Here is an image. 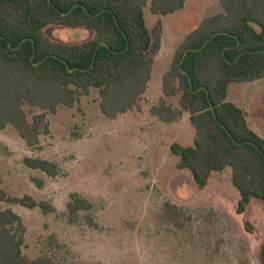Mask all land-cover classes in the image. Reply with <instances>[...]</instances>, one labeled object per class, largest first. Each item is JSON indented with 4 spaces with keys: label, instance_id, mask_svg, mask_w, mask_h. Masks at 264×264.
Masks as SVG:
<instances>
[{
    "label": "trees",
    "instance_id": "trees-1",
    "mask_svg": "<svg viewBox=\"0 0 264 264\" xmlns=\"http://www.w3.org/2000/svg\"><path fill=\"white\" fill-rule=\"evenodd\" d=\"M218 1L221 12L202 21L176 48L150 115L171 125L188 114L193 143L171 144L169 151L178 159L175 169L189 172L199 191L214 173L230 169L240 216L252 200L264 204V139L248 126L245 111L227 101V93L232 83L264 78V0ZM185 2L0 0V131L10 126L26 147L38 148L48 131L46 114L29 119L23 107L55 114L60 106L72 109L92 89L108 119L139 110L163 34L160 22L148 29L144 8L167 16L182 10ZM50 26L85 29L92 38L78 44L53 42L43 33ZM212 36L201 51L189 52L181 62L184 52L200 49ZM23 164L51 178L59 175L58 166L44 159L26 157ZM0 201L37 208L44 215L53 211L49 203L30 196L7 198L0 191ZM163 208L173 223L183 216L173 204ZM90 209L87 201L71 195V222ZM245 230L252 232L249 222ZM25 231L17 214L0 211V264H55L47 257L30 260L23 255Z\"/></svg>",
    "mask_w": 264,
    "mask_h": 264
},
{
    "label": "rangeland",
    "instance_id": "rangeland-1",
    "mask_svg": "<svg viewBox=\"0 0 264 264\" xmlns=\"http://www.w3.org/2000/svg\"><path fill=\"white\" fill-rule=\"evenodd\" d=\"M219 12L218 0H186L182 10L167 16L144 8L148 29L160 22L163 34L139 110L108 119L92 89L72 109L60 106L55 114L23 107L29 119L46 114L48 131L38 148L26 147L10 126L0 131V191L7 198L30 196L53 208L44 215L37 208L0 201V211L12 210L25 225L26 258L47 257L55 264H261L264 204L252 200L244 215L235 213L238 193L230 169L214 173L207 188L197 190L189 172L175 169L178 159L169 151L173 143L192 145L188 114L171 125L150 115L178 45ZM43 33L62 44L92 38L85 29L57 26ZM227 101L245 108L257 125L264 111V78L230 84ZM171 102L176 105L177 98ZM26 157L55 163L59 175L51 178L27 168ZM73 194L91 209L71 222L67 204ZM166 203L183 212L179 221H169Z\"/></svg>",
    "mask_w": 264,
    "mask_h": 264
},
{
    "label": "crops",
    "instance_id": "crops-1",
    "mask_svg": "<svg viewBox=\"0 0 264 264\" xmlns=\"http://www.w3.org/2000/svg\"><path fill=\"white\" fill-rule=\"evenodd\" d=\"M256 101V99H254ZM258 107V106H257ZM241 109V108H240ZM243 111H245L247 117H246V120H247V123H248V126L257 134L259 135L261 138L264 139V111L262 114H260V117H259V122L257 121V125L255 124L254 120L250 117H249V114H248V111L245 109V108H242ZM261 124V126H259V124ZM238 198H236V205H237V202H238Z\"/></svg>",
    "mask_w": 264,
    "mask_h": 264
},
{
    "label": "water",
    "instance_id": "water-1",
    "mask_svg": "<svg viewBox=\"0 0 264 264\" xmlns=\"http://www.w3.org/2000/svg\"><path fill=\"white\" fill-rule=\"evenodd\" d=\"M74 8H72L73 10ZM214 38V36H212L200 49L198 50H187L186 52H184L183 56H182V59H181V62H183V60L185 59L186 55L189 53V52H198V51H201L212 39ZM22 44V43H21ZM101 45H105V44H101ZM190 87H191V80H190ZM258 258L261 262V264H264V244L261 246L260 250H259V253H258Z\"/></svg>",
    "mask_w": 264,
    "mask_h": 264
}]
</instances>
